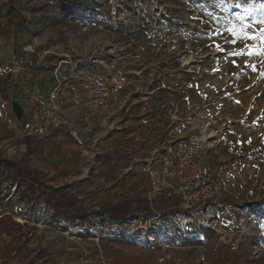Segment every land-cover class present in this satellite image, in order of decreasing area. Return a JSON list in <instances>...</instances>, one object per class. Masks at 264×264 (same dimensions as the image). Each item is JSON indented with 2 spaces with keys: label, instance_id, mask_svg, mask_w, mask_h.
Segmentation results:
<instances>
[{
  "label": "rangeland",
  "instance_id": "obj_1",
  "mask_svg": "<svg viewBox=\"0 0 264 264\" xmlns=\"http://www.w3.org/2000/svg\"><path fill=\"white\" fill-rule=\"evenodd\" d=\"M38 1L14 0L26 19L23 27H17V16L7 13L8 1L0 2L2 154L21 158L27 152L26 137L10 126L16 123L20 130L30 109L21 87L23 76L16 72L17 57L47 49L51 65L60 56H69L92 66L82 73L65 68L61 97L68 114L65 129L69 118L79 129L86 116L94 123L80 145L53 135L43 139L44 148L33 161L49 184L70 187L96 215L105 201L125 197L130 185L137 184L146 194L144 167L133 161L132 154L147 156L163 140L175 139L183 141L212 174L217 196L190 210L180 203L187 213L173 205L179 211L175 218L158 215L147 223L132 218L124 225L114 223L110 230L82 231L54 223L51 211L34 210L18 199L15 188L3 199L8 190L2 185L0 218L10 214L24 224L21 233L28 239L30 256L43 252L34 264H212L248 238L256 264H264V54L258 51L264 48V0H179L176 6L165 0L161 7L155 0H144L135 7L147 26L141 33L127 31L125 23L131 20L122 0H110L113 14L119 11L114 16L120 25L115 17L83 12L76 27L42 18L34 10ZM237 14L245 19L240 21ZM233 29L240 35L233 36ZM253 46L257 54L247 55ZM240 49L244 55H228ZM29 72L32 94L48 101L54 87L52 70L44 66ZM100 135L106 136L111 151L129 147L110 171L99 158L94 165L86 159L95 146L86 139ZM136 136L143 141L137 142ZM166 206L158 210L163 214ZM245 208L247 214L240 217ZM191 227L216 234L198 246L163 238L169 229L186 234ZM14 235L0 225V262ZM128 236L132 244H122ZM12 255L10 263L21 264Z\"/></svg>",
  "mask_w": 264,
  "mask_h": 264
},
{
  "label": "trees",
  "instance_id": "obj_2",
  "mask_svg": "<svg viewBox=\"0 0 264 264\" xmlns=\"http://www.w3.org/2000/svg\"><path fill=\"white\" fill-rule=\"evenodd\" d=\"M3 0H0V2ZM10 4L8 14L15 15L19 18L17 27H23L26 24L24 15L17 11L13 5L14 0H7ZM144 0H122V8L129 14V20L126 22L127 31L141 33L147 30V26L142 23L144 17L136 13V4H140ZM157 5L161 7L165 0H155ZM173 6L180 3L179 0H170ZM188 1H203V0H184ZM39 4L34 8L35 12H40L41 17L51 21L52 24L61 22H71L74 27L80 22L82 13L90 14L91 12H99L103 17H115L116 24L120 25V20L114 16L110 0H39ZM174 8V7H173ZM177 9H168V12L173 13ZM1 13V9H0ZM158 14L153 11L152 17L156 18ZM83 22H89V19H84ZM48 68L53 70L54 65L48 63ZM53 136L60 138L61 142H73L81 144V140L75 138L70 131L64 127L54 129ZM44 138L30 136L26 138V154L21 158H8L0 151V187L8 190L2 195L5 199L9 196L11 190L15 188V194L18 199L30 205L34 210L42 207L51 211L52 221L65 226L74 225L80 227L82 231L97 227L100 231L110 230L114 223L124 225L130 219H140L142 221L151 220L158 215L166 217H176L177 210L173 209V205L180 206V201L173 196H160L154 202H150L147 193L142 195L138 189V185H130L127 187L128 194L118 199L117 201H105L102 206L94 212L88 211L79 194L75 193L68 186H54L47 182L45 172L42 171L33 161V156H36L44 148L42 142ZM124 145L116 151L106 149L98 157L100 165L105 167L107 171L115 169L121 160L129 152ZM149 185V183H148ZM149 189V188H148ZM148 192V191H147ZM210 203V202H209ZM167 204L162 214L158 208L161 205ZM169 208V209H168ZM181 212H186V209H181ZM255 213L260 214L256 209ZM247 214V208L238 214L243 217ZM2 230L10 233L14 232V236L10 243L3 248L0 264H11L10 258L15 253L17 261L21 264H34L35 261L43 254L42 251L37 252L34 256H30L28 248V239L22 235L21 230L24 226L21 222H17L13 215L7 214L0 218ZM16 226V227H15ZM18 227V228H17ZM212 230H198L196 227H191L186 234L174 230H167L163 234V238L170 242L183 239L193 245H202L206 240L215 236ZM125 245L132 244V239L128 236L121 242ZM251 239H247L237 245L230 252L221 253L212 264H256L255 257L251 253ZM15 264V263H14Z\"/></svg>",
  "mask_w": 264,
  "mask_h": 264
},
{
  "label": "built area",
  "instance_id": "obj_3",
  "mask_svg": "<svg viewBox=\"0 0 264 264\" xmlns=\"http://www.w3.org/2000/svg\"><path fill=\"white\" fill-rule=\"evenodd\" d=\"M50 52L44 49L17 57L16 72L23 76L21 87L29 99L30 109L26 120L20 125V130L16 123L10 126H14V129L26 138L49 137L54 129L66 125L65 119L68 114L64 110L61 97V86L67 78L65 68L72 73L92 70V66L83 60L74 62L69 56H60L52 70L54 87L49 92L48 101H44L32 94L33 88L30 86L29 77L26 79V74H29L30 70L47 65ZM68 120V130L77 139H80L83 133L88 134L93 131L94 123L88 116L84 117L83 127L80 129L73 119ZM93 138L94 150L86 158L92 165L104 150L110 148L105 135ZM135 139L137 142L143 141L139 136ZM132 159L144 167L149 183L147 197L151 203L163 195L173 196L181 201L183 207L190 210L194 206L216 200L217 188L213 184L212 174L205 170L199 158L179 140H163L147 156L132 154Z\"/></svg>",
  "mask_w": 264,
  "mask_h": 264
},
{
  "label": "snow or ice",
  "instance_id": "obj_4",
  "mask_svg": "<svg viewBox=\"0 0 264 264\" xmlns=\"http://www.w3.org/2000/svg\"><path fill=\"white\" fill-rule=\"evenodd\" d=\"M236 6L238 7L239 5H236ZM245 11H247V9H245ZM237 19H239L240 21H243L245 18H244V16H241V15L237 14ZM242 31H243V29H241V32ZM232 34H233V36L240 35V33H238L237 31H235L234 29L232 30ZM249 38L250 39H255L256 37L255 36H251ZM231 43L234 44V43H236V41L233 40V41H231ZM216 48H217L218 51H221V52L224 51V48L220 44H216ZM258 51L260 53L264 54V48H261ZM244 54H245L244 49H240L239 51H233L232 53H229L228 55H231V56H241V55H244ZM255 54H257V50H255L254 49V46H253V50L249 51L247 53V55L251 56V55H255ZM233 63L234 64L236 63L235 60H233ZM252 67H253V70H255V66L253 65ZM237 103H239V101H237Z\"/></svg>",
  "mask_w": 264,
  "mask_h": 264
},
{
  "label": "crops",
  "instance_id": "obj_5",
  "mask_svg": "<svg viewBox=\"0 0 264 264\" xmlns=\"http://www.w3.org/2000/svg\"><path fill=\"white\" fill-rule=\"evenodd\" d=\"M93 138V137H92ZM92 138L90 139L89 137L86 139V142H93ZM180 141V140H179ZM183 142V141H181ZM184 143V142H183Z\"/></svg>",
  "mask_w": 264,
  "mask_h": 264
},
{
  "label": "water",
  "instance_id": "obj_6",
  "mask_svg": "<svg viewBox=\"0 0 264 264\" xmlns=\"http://www.w3.org/2000/svg\"><path fill=\"white\" fill-rule=\"evenodd\" d=\"M119 13V11L116 13V12H114V14H118Z\"/></svg>",
  "mask_w": 264,
  "mask_h": 264
}]
</instances>
